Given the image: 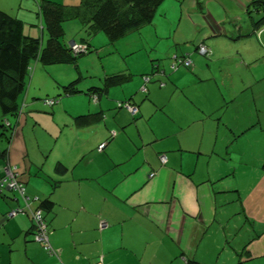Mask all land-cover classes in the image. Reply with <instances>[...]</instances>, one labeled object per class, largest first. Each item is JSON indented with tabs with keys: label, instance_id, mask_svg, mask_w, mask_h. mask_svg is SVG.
<instances>
[{
	"label": "crops",
	"instance_id": "1",
	"mask_svg": "<svg viewBox=\"0 0 264 264\" xmlns=\"http://www.w3.org/2000/svg\"><path fill=\"white\" fill-rule=\"evenodd\" d=\"M42 1L0 0V10L45 44ZM250 3L163 0L158 19L168 23L169 9L175 19L165 31L156 28L155 36L166 38L156 51L137 37L135 48L149 47L145 58H134L139 48L129 49L123 37L111 42L99 31L107 38L98 42L90 36L99 32L85 34L78 19L62 22L64 44L80 42L88 51L73 63L41 64L50 72L33 68L32 79L44 86L53 79L58 99L49 120L28 123L40 104L32 83L25 89L0 159V177L15 165L31 206L51 202L44 214L58 254L33 239L29 213L7 216L24 203L6 188L0 264H264V67L249 70L264 64V11ZM150 23L134 31L145 27L143 35ZM184 57L191 63L173 68ZM118 74L128 78L107 83ZM72 81L77 91L65 92ZM125 102L135 114L119 105Z\"/></svg>",
	"mask_w": 264,
	"mask_h": 264
},
{
	"label": "trees",
	"instance_id": "2",
	"mask_svg": "<svg viewBox=\"0 0 264 264\" xmlns=\"http://www.w3.org/2000/svg\"><path fill=\"white\" fill-rule=\"evenodd\" d=\"M162 1L80 0L79 4L75 6H66L43 0L40 5V15L47 32L45 44H42L39 38L24 34L22 22L0 10V110L3 116V124L0 127L3 126L5 130L6 128L10 130V135L7 136L5 130L0 129V137L4 136L8 141L11 138L14 126L9 122L7 116L19 114V98L26 89L28 71L32 62L37 60L43 65L67 64L75 62L80 55L84 54L73 53L70 47L64 44L63 21L78 19L85 34L90 36L103 31L113 42L149 23ZM250 7L264 11V0H251ZM261 22H264V15L258 24ZM208 54L207 48V54L203 55ZM127 78L128 76L118 74L109 77L107 83L121 82ZM75 83L72 81L64 86L65 92H76ZM53 99L56 100V98ZM83 117L81 116V118ZM5 121H8L9 124L6 125ZM7 152L8 145L0 147V159L6 158ZM56 168L61 170L63 164L58 163ZM20 181L22 180L20 179ZM4 189L6 188L1 189L0 192ZM38 206L46 210L51 207V202L46 199ZM186 264L203 263L189 259Z\"/></svg>",
	"mask_w": 264,
	"mask_h": 264
},
{
	"label": "rangeland",
	"instance_id": "3",
	"mask_svg": "<svg viewBox=\"0 0 264 264\" xmlns=\"http://www.w3.org/2000/svg\"><path fill=\"white\" fill-rule=\"evenodd\" d=\"M162 12H163V7L158 6L157 9H156V11H155L154 19L151 20V23H150V24H152V28H153V29H150V31L148 29V31H146L143 35H140V33L145 28V27H143L141 29V31H133V32L127 33L126 35L123 36L124 39H122V40H127V41H130L132 43L131 44L132 46H130L129 49L130 48H133V49H136L137 50L141 45H143V44H138L137 45V48H135L136 47L135 45H136V42H137V39H138L137 37L138 36L141 39L143 38L145 40H148L149 44L154 46L155 51H156V49L162 47L163 43L166 41V38L158 39L155 36V33L157 32L156 31V28L160 32L161 31H165V28L163 27V24H164V26H165V24L166 25L168 24V26H170L171 23L175 19V14L172 12V10L169 9L168 10V13H169L168 14V17H170V20H169L168 23H163V21H161V19H158L159 17H157L158 15H161ZM101 36H104L105 38H107L106 35L103 32H99V33H97V34H95L93 36H90V38L93 39V40H95V41H98L99 42L100 41L99 38ZM76 40L79 41V39H76ZM123 47L124 46L117 47V51L118 52L128 51V50H124ZM148 50H149V47L139 48V50H137V52L134 53L133 56H134V58H140L141 56H144V58H145V55H147L146 52ZM111 54H113V53H111ZM114 54L116 55V53H114ZM88 55H87V57H84L83 60H86L88 58ZM90 56H92V58H94V55H90ZM105 59H106V56H103L101 58V61L104 62ZM107 60H108V57H107ZM101 61H100V64H101ZM41 64L42 63L37 62V61H36V63L35 62H32V64L30 65V70L28 71V77H27V81H26V88H28L29 85L32 83V88L35 90V91H32L33 100H34V102H36V103L38 102L40 104L39 105V108H38V111H40V112L37 113L36 116H31V115L28 116V123H31L32 121H34L35 118L36 119H40L41 121L49 120L50 119V117H49L50 105H53L54 103L53 104H48V103L45 102V99H51V98H57L58 99V96H59L57 93H55V91H56V88H55L56 87V84L55 83H51L53 79H48L47 78V79L44 80V81H46L45 82V86H47V87H45L43 85V83H41L38 80V78L35 77L34 79H32L35 69L38 68ZM111 64H112V62H111ZM41 66L44 68L45 71L47 70V72H50V70L48 69V66L47 67H44L43 65H41ZM249 67H250L249 68L250 71H254V70H256V69H258L260 67H264V64L263 63H260V64L253 63ZM33 68H35L34 71H33ZM54 79H55V76H54ZM55 80L57 81V79H55ZM60 94L63 95V93H60ZM31 99L32 98H30V99L28 98V101L31 100ZM24 105H25L24 102H23V104L21 103V105H19V111L18 112H20L21 110H23L22 107H25ZM40 107L42 108V110H40ZM41 111H44V113L41 114ZM25 115H26V113H23L22 114V118H21L22 122L21 123L24 122ZM7 118L10 120V122L12 123V125L13 124L15 125V123L19 119V115L17 114L16 116H7ZM2 124H3V116L0 113V125H2ZM20 127H21V125L20 126L17 125L16 131L19 130ZM0 129L2 131L5 130V128L3 126H1ZM5 134L7 136L10 135V130L8 128H6ZM0 138H2L0 142L3 144V145L1 144V148L4 147V146L6 147L9 144L8 143V140L6 138H4V136L3 137H0Z\"/></svg>",
	"mask_w": 264,
	"mask_h": 264
},
{
	"label": "built area",
	"instance_id": "4",
	"mask_svg": "<svg viewBox=\"0 0 264 264\" xmlns=\"http://www.w3.org/2000/svg\"><path fill=\"white\" fill-rule=\"evenodd\" d=\"M69 47L73 53H86L88 51L87 45L82 44L80 42L71 41L69 42ZM198 51L201 54H207V48L205 45L200 44L198 47ZM191 63L190 59L187 57L184 58H176V60L173 63V68H175L176 65L183 64V65H189ZM145 80H148V76L144 77ZM142 90L145 91V87L142 86ZM93 99L96 100V96H93ZM57 100L51 98L46 99L45 102L48 104H53ZM120 106H124L127 108L131 114H135L137 108L128 103L125 102L124 104L120 103ZM6 125L9 124L8 121L4 122ZM104 146V143L99 145V150L102 149ZM160 159L162 161H165V156L160 155ZM19 172L17 171V167L15 165H7L4 168V175L0 179V190L3 188H7L10 190H13L17 193L19 198L23 201V206H17L14 209L9 210L7 213L8 217H14L17 214L21 213H29L30 218L32 220L33 226H34V232H33V239L41 242L44 249L50 253V254H58V249H55L51 246L49 241V235H50V229L48 227L47 220L45 218L44 210L40 208L39 206H31V197L26 193L25 185L22 181L19 179ZM104 225V224H101ZM94 264H103L102 259L100 258L98 261H96Z\"/></svg>",
	"mask_w": 264,
	"mask_h": 264
}]
</instances>
